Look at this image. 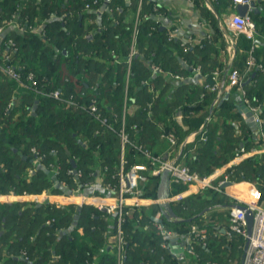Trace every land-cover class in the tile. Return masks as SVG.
<instances>
[{
  "label": "trees",
  "instance_id": "16d2710c",
  "mask_svg": "<svg viewBox=\"0 0 264 264\" xmlns=\"http://www.w3.org/2000/svg\"><path fill=\"white\" fill-rule=\"evenodd\" d=\"M85 1L87 0H0V25L15 15L26 27L42 26L40 33L30 30L12 33L10 36L15 40L17 49H8V46L6 49L12 54L11 62L23 73L35 72L41 87L61 88L65 94L72 93L86 101L96 96L104 110H109L112 106L119 108L125 94V60L130 50L134 25L133 19H123L127 14L135 12L137 0H132L129 5L125 0H111L109 6L113 11L105 10L100 15L94 11H84ZM221 2L235 4L231 0H219L218 5L214 3L218 11ZM154 3L144 0V11L152 12ZM118 6L123 9L117 10ZM160 10L165 12L164 8L160 7ZM250 15L259 32L264 35V16L252 11ZM88 18H93L94 21L90 22ZM154 24L155 17L150 15L139 25L138 54L133 59L128 87L130 97L139 101L138 112L129 116V122H136L143 127L139 133L133 132L134 137L142 141L145 140L146 129L153 125L146 116L148 107L143 108L147 105L146 93L149 98L152 93L148 85L143 83L151 75L149 64L154 62L164 72L176 73L177 66L181 64L178 56L184 55L180 42L176 39L168 41L167 29H161L160 26L152 29ZM251 44L244 35L238 36L237 51L242 49L240 55L244 53L247 60ZM145 46L149 47L147 52L152 47V54L144 52ZM261 52H264V46L261 45L253 52L260 63L262 61L258 58V53ZM153 78H150L151 82ZM208 81L211 79L208 78ZM244 87L248 97L258 99L257 102L263 107L264 117L263 72L257 70L253 84H244ZM211 96L213 98L214 95ZM36 100L38 104L34 113L30 108ZM9 102L11 106L7 108ZM233 106L234 103L230 101L223 104L227 117L235 116ZM170 119L172 120L171 117ZM201 122L200 119L196 126ZM96 128L97 124L86 113L66 108L51 98L36 94L20 86L15 80L6 78L0 71V193H39L52 184V179L45 170H39L35 174L29 171L34 160L32 146H36L41 152H47V161L57 159L63 167L61 177L68 182H71V178L66 171L73 165L72 158L86 172L94 166L108 165L106 175L109 177L110 171L115 170L118 165V141L108 132L96 135ZM208 136L202 152L206 153V158L210 153L217 165L231 160L241 142L240 136ZM83 140L87 141L86 144ZM51 149H56L57 155L50 154ZM129 154L131 156L130 152ZM224 155L226 157L223 158ZM192 167L207 174L200 167ZM229 171L232 180H251L264 194V153L244 158L231 166ZM159 184V177H151L145 186V195L157 196ZM183 189L182 185L174 187V191ZM201 196V193H196L172 205L179 218H190V221L164 217L165 224L180 232L190 229L203 215L201 208L191 212L188 202L203 205L207 199ZM212 198L225 206L234 203L233 199L219 191ZM158 210V204L143 206L134 210L124 223L127 238L124 264L179 263L161 245L162 237L153 222V215ZM75 215L78 219L73 225ZM47 218L54 219L51 225L44 223ZM137 218L141 222L138 223ZM61 227H71V230L60 236L57 231ZM79 227L83 228V232L78 230ZM115 227L114 214L105 213L88 204L81 207L76 204L57 207L51 203H33L30 206L25 201L0 202V248L3 249L0 260L7 256L3 260L7 264H49L51 253L56 251L61 254L57 264H117L116 250L109 240ZM235 238L243 239L237 236ZM207 239L209 240V235ZM207 247H210V251H207ZM22 248L28 249L29 260L19 258ZM234 251L231 252L232 256L235 255ZM194 252L202 262L222 263L221 255H216L218 249L209 245L208 241L206 246L202 243L194 244ZM98 255L102 256L98 258Z\"/></svg>",
  "mask_w": 264,
  "mask_h": 264
},
{
  "label": "built area",
  "instance_id": "2783aa9c",
  "mask_svg": "<svg viewBox=\"0 0 264 264\" xmlns=\"http://www.w3.org/2000/svg\"><path fill=\"white\" fill-rule=\"evenodd\" d=\"M234 1L235 3L240 2L250 5L251 2L256 3L257 0ZM110 2L111 0H87L85 1L83 9L84 11L97 12L99 15L105 10L112 12L113 8L109 6ZM143 5L144 0H137V7L134 12L133 19L134 25L131 34L130 50L125 60V94L119 108L112 106L109 110H104L96 96H92L88 101H86L80 99L72 93L65 94L61 88L45 89L40 86L34 71L23 73L11 62V52L8 50L5 52L3 58L0 60V71L6 78L15 80L20 86L31 90L36 94L51 98L52 100L63 104L66 108L86 113L97 124L95 134L102 135V132L111 133L114 137H116L119 146L118 165L115 170L110 171L109 177L106 175L107 170H109L108 165L94 166L87 172L77 165H72L66 171L67 175L71 178V182H68L61 177L63 167L57 159L54 161H47L48 153L41 152L36 146H32L31 150L34 153V160L33 167L30 168L29 171L32 174H35L39 170H45L47 175L52 179V184L49 187L44 188L39 193L24 192L18 194L15 191L13 193L19 196L24 194L33 196V202L37 204L51 203L55 204L57 207L70 204H76L81 207L84 204H88L105 213L114 214L116 218V227L114 233L109 239H111V243L116 250L118 264H124L127 244V238L123 227L124 223L128 217L133 214L134 210L146 205L154 203L158 204L161 201L157 196H146L145 186L151 177L160 178L161 175L167 171L169 195L166 200L169 201L171 205L182 202L186 198V191L192 187H196L197 189L214 187L234 200V203L231 205L229 210L228 223L224 226V229L230 239H233L236 236L244 239L248 237L245 211L236 205H245L250 208L254 213V225L242 264H264V205H259L257 202L261 194V189L257 186V184L247 179L241 181L232 180L230 178V171H228L218 184L212 185L213 178L211 175L202 174L200 171L194 169L192 166L179 158L168 157L162 153L155 152L144 141L136 139L133 135V132L139 133L143 130V127L138 123L129 122V116L133 113V108L138 103L135 97H130L128 87L131 82L133 59L138 54L137 43L139 25L142 23L143 19L149 17L150 15L154 16L155 24L152 26V29H157L158 26H165L167 29V40H178L180 42V46L185 52L188 51L189 46L191 45L190 42L180 39V27L177 25H166L164 22L165 12L160 10V5H158V3L153 4V11L150 13H146L144 11ZM260 8L264 9V5L263 7L260 5ZM116 9L121 11L123 8L118 6ZM251 11H253V9H250V11H248V13L244 16L236 13L225 19V22L229 23L235 33V40H232L234 44L237 42L239 35H244L252 43L250 57L245 71L240 73L237 70H232L229 73V79L233 83H237L242 87L247 76H249L250 72L254 68L258 70L264 69V64L258 62L253 53L254 50L259 47L260 43L256 39L257 26L250 15ZM88 21L93 22L94 19L88 18ZM10 22L16 23V28L20 33L28 30L40 33L42 28L41 25H30L26 27L17 20L15 15H13L12 19L6 21L4 24ZM221 22L222 21H220V23ZM4 24L0 25V34L4 29ZM6 46H8V49H17L16 42L12 37L6 39ZM116 61H118L117 57ZM149 67L151 69V75L144 79L143 83L148 85L147 87L154 92L155 88H153L150 78L156 76L157 73L164 71L154 62L150 63ZM192 69L196 73H201L200 67L194 66ZM169 73H171L175 78H182L179 74L172 72ZM207 91L217 94V98L215 100V102H217L218 98L221 96V89L216 77H213L211 81H206L204 83V93L202 96H205ZM246 94L247 91L243 88L244 101L242 105L246 106L253 114L260 147L247 149L244 143H241L236 147V153L242 156L264 152L263 107L257 102L258 99L256 97L251 99ZM153 101L154 99L149 101V106L152 105ZM10 106L11 102L8 103L7 108ZM149 111L150 110L148 109L146 114L147 117L150 116ZM243 114L245 115V113ZM148 118L151 119V117ZM198 134L200 135L201 140H208V128L206 123L201 124ZM160 135L162 138L167 139L172 145L177 143V137L175 134L166 128H161ZM82 142L86 144L87 141L83 140ZM57 152L58 151L56 149H51L49 153L57 155ZM129 152L131 153V156H129ZM72 161H75V159L72 158ZM226 182H230V184H228L229 187L225 186ZM176 185H182L185 189L174 191V187ZM154 216L162 219L161 222L155 220L153 222L162 237V247L167 248L171 254L173 253L172 239L175 237H178L179 239L180 237H187L190 241V249H193L196 241L201 242L204 246H206L208 236L207 230L201 229L199 226H192L186 232L172 230L165 224V216L161 208L153 215V217ZM53 221V218H47L44 223L51 225ZM137 222H141L139 218H137ZM75 224L74 220L73 225ZM145 227L147 228L148 225L146 224ZM70 228L61 227L57 231V234L63 236L70 232ZM78 230L83 232L82 227H79ZM31 238H33V236H31ZM53 254L57 260L61 257V254L56 251H53ZM18 256L25 260L30 259V254L27 248L20 249ZM173 256L178 260L176 253H174ZM0 264H2L1 261ZM209 264L222 263L212 261L209 262Z\"/></svg>",
  "mask_w": 264,
  "mask_h": 264
},
{
  "label": "crops",
  "instance_id": "0c3cea01",
  "mask_svg": "<svg viewBox=\"0 0 264 264\" xmlns=\"http://www.w3.org/2000/svg\"><path fill=\"white\" fill-rule=\"evenodd\" d=\"M131 1L132 0H125L127 5H129ZM151 1L158 3L161 8L165 9L166 13L164 22L166 25H177L180 27V39L190 42L191 45L189 46V50L187 52L183 49V57L178 56L181 64L180 66H177L176 74L181 75L182 78H175L169 72H161L159 76H154L153 81L151 82L155 90L154 92L149 90L152 92L150 94V98L148 97L146 90V98L145 96L144 98L147 101V107L150 110V116L148 117H151L150 120L153 125L150 129H146L145 140L143 141L155 152L162 153L168 157L179 158L190 166H195L196 168L200 167L199 169L202 171L203 167H206V160H208L206 158V153L202 152V147L205 145L204 141L200 139V135L198 134L199 127L202 123L207 124L208 135L212 138H221V135L228 136V138L240 136V144L244 143L247 149L260 147L255 127L247 121V117L238 109V106L242 105L244 101L243 88L245 87L244 85L242 87L237 83H233L229 79L230 71L237 70L242 73L245 71L248 62L247 57H244L243 55L244 53L240 55L241 52H243L242 49L237 51L238 38L237 42L234 44L232 40H235V33L229 23L225 22V19L238 13L236 10L237 3H235L234 0H231V2L233 1L235 3L234 5L221 2L219 3L220 10L218 11L214 3L218 5L219 0ZM228 1L230 2V0ZM260 5L263 7L264 0H257L256 7L259 8V12H255L254 10L252 12L264 16V9L260 8ZM132 19H134V13L129 15L127 14L123 21H131ZM220 21L222 22L220 23ZM14 32H19L16 28L15 22L4 24V29L0 34V59L3 58L5 52L7 51L5 45L6 39L11 37L10 35ZM256 39L261 46H264V35L259 32L258 28ZM148 48L149 47L145 46L144 52H147ZM151 48L150 51L147 52L149 55L153 52ZM258 58L262 61L261 63L264 64V52L258 53ZM194 66L200 67L201 73H196L192 69ZM257 70L258 69H253L251 75L247 76L246 81L252 77L254 72L256 76ZM258 71L263 72L264 75V69ZM255 76L247 84L252 85ZM213 77H216L221 89V96L218 98L217 102H215L217 94L214 92L207 91L206 95L202 96L204 93V83L208 81V78L212 79ZM211 95H214L213 98H211ZM226 95L228 96L226 97ZM148 98L151 100L154 99L151 106L148 104V101H150ZM226 101L234 103V106L232 107L233 112H236L234 117H227L225 115L226 113H224L225 110L223 109V104H225ZM138 103L133 108L134 113L138 112ZM171 103H178L177 105L179 107L176 112L169 109L171 107ZM184 106L186 108H184ZM182 110H186L185 117ZM174 113H176L175 116L173 115ZM165 115H172L173 119L177 120L176 129L175 127L170 128L163 124V118L166 117ZM220 117L226 120L224 123V131H221L219 135H216L218 133V120ZM200 119L202 122L196 126ZM187 123H189V125ZM162 127L175 134L177 137L176 144L172 145L167 139L161 137L160 134ZM229 131L231 133H229ZM263 153L264 152L257 154L261 155ZM249 156L251 155L242 156L236 153L231 160L224 163L226 165L223 164V168L218 167L214 170V172L211 170L209 174L213 172L211 175L212 178H217L219 174H223L224 171L228 172L231 166L238 164L241 160ZM224 157H226V155H224L223 158ZM216 159L219 160L218 158ZM225 186L229 187L228 184ZM13 192L14 191L9 193H0V201H25L28 202V204L30 203V206L34 203L33 196L25 194L19 196L15 195ZM219 192L224 194L221 191ZM196 193H201V190L196 187H192L186 191V197ZM154 204L146 205V207ZM232 204L225 206L216 203L215 206L227 210L229 217V210ZM204 215L206 216V213ZM202 218L203 217L194 222L192 226H199V228L205 230L210 227V234H207L209 235V240L207 239L206 242L208 241L209 245H213L218 249V253L216 255H221L226 252L227 249L230 250L231 247L229 245V241H235L236 238L230 239L224 229V226L227 224L229 219H227L224 223L222 221L204 223L208 225V227H204L205 225H198V222L202 220ZM109 240L111 241V239ZM183 241L186 242L183 244ZM189 243L190 241L187 237H180L178 242H172L173 253L171 254L169 251L170 255L175 259L173 254L176 253L180 264H208L207 262H202L197 258V255L194 252V247L193 249H189ZM196 243L201 242L196 241L195 244ZM207 251H210V247H207ZM101 256L98 255V258ZM242 257L243 253L239 264L242 262ZM51 258L52 259L49 257L50 261L48 263L57 264L58 260L54 257L53 253H51ZM4 259L0 261L2 264H7L4 263ZM146 264L152 263L146 262Z\"/></svg>",
  "mask_w": 264,
  "mask_h": 264
},
{
  "label": "rangeland",
  "instance_id": "374dc122",
  "mask_svg": "<svg viewBox=\"0 0 264 264\" xmlns=\"http://www.w3.org/2000/svg\"><path fill=\"white\" fill-rule=\"evenodd\" d=\"M177 104L178 103H171L170 104L171 107L169 109L171 111H173V112H176L178 110V107H179ZM33 106H34V104L30 108L31 109L30 111L36 112V110H33ZM146 107H147V105L145 104L143 106V108H146ZM184 108H186V107L184 106ZM184 108H182V109H184ZM185 113H186V110L183 111L184 117H185ZM173 115L175 116L176 113H174ZM170 117L172 118V120L170 119ZM225 121L226 120L224 118H221V117L219 118V120H218L219 128H218V133L216 135H219L221 131H224V125H225L224 123H225ZM163 124L167 125L170 128L171 127L172 128L175 127V129L177 128V126H176L177 125V120L173 119L172 115H168L165 118H163ZM187 124L189 125V123H187ZM229 133H231V132L229 131ZM207 159L208 160H206V164H205L206 167L205 166L203 167V172L207 173V174L210 173L209 170L210 171L213 170V172H214V170H216L218 167L223 168V166L226 165V164H224V165L215 164V159L211 158L210 153H208ZM207 168L209 170H207ZM212 173L209 174V175H212ZM226 173L227 172L224 171V173L223 174H219V176L217 178H213L212 179V185L218 184L219 181L224 178ZM200 190H201V195H202L201 198H206L207 201H205V203L203 205H201V204H199L197 202H192V201L188 202L189 205H190V208H191V212L197 211L200 208L202 209L201 213L203 215V218H202V220H200L198 222L199 223L198 225H200V226L201 225L202 226L205 225L204 227H208V225L204 224V223H212L214 221H220V222L222 221L223 223L226 222L227 219H229L228 214H227L228 211L225 210V209H221V208H218L217 206H215V204L217 203V200H214V198H212L213 195L216 196V193H217L218 190L215 189L214 187H207V188L200 189ZM257 202L259 203V205H264V194H263L262 190H261L260 198L257 200ZM205 213H206V216L204 215ZM168 227L173 229V227L170 226V225H168ZM209 228H207V234H210ZM2 233H4V231H2ZM245 242H246V239H244V238L243 239L236 238L235 241H229V245H230L231 249L230 250L227 249L226 252L221 254V259L222 260L221 259L220 260H221L222 264H239L241 256H242V253H243V250H244ZM0 245H1V242H0ZM2 251H3V249L0 248V253ZM231 251H234L235 255L232 256L230 254Z\"/></svg>",
  "mask_w": 264,
  "mask_h": 264
},
{
  "label": "water",
  "instance_id": "95a60500",
  "mask_svg": "<svg viewBox=\"0 0 264 264\" xmlns=\"http://www.w3.org/2000/svg\"><path fill=\"white\" fill-rule=\"evenodd\" d=\"M250 9H253L255 12H259V8L256 7V3L255 2H251L250 5L246 4V3H237L236 4V10L237 12L244 16L248 13V11H250ZM165 26H162L161 29H164ZM255 76V72L253 73L252 77L250 79H248L246 81L247 84L251 81V79ZM228 95H226L227 97ZM37 104H38V100L35 101V104L33 106V110H36L37 108ZM238 109L240 112L245 113L246 117H247V121L253 126L255 127V123H254V117L252 112L244 105H240L238 106ZM35 113V112H34ZM73 165H76L75 161H73ZM230 184V182H226L225 185ZM168 173L167 171H165L161 177H160V184H159V188H158V193H157V197L161 200L159 202V207L162 209L164 216L167 219H174L176 221H180V220H191L189 219H181L178 217V215L175 213V211L173 210V207L171 205V203L169 201H167L166 199L168 198ZM239 206L240 208H242L245 211L246 214V221H247V230H248V237L246 238V242H245V246H244V252H243V257H242V262L243 263V258L245 255V251L248 248L249 242H250V236L252 235V231H253V225H254V213L253 211L248 208L245 205H236ZM78 219V216H75V223L77 222L76 220ZM153 219L155 221L161 222L162 219L159 217L154 216ZM179 238L175 237L172 239V242H178ZM186 241H183V244ZM189 246V245H188ZM190 249V246H189Z\"/></svg>",
  "mask_w": 264,
  "mask_h": 264
}]
</instances>
